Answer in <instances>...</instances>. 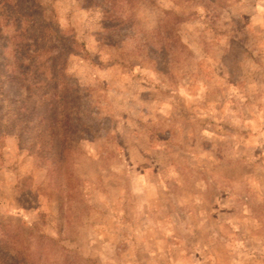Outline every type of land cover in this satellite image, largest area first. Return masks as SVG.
Masks as SVG:
<instances>
[{
	"label": "rangeland",
	"instance_id": "obj_1",
	"mask_svg": "<svg viewBox=\"0 0 264 264\" xmlns=\"http://www.w3.org/2000/svg\"><path fill=\"white\" fill-rule=\"evenodd\" d=\"M0 264H264V0H0Z\"/></svg>",
	"mask_w": 264,
	"mask_h": 264
},
{
	"label": "trees",
	"instance_id": "obj_2",
	"mask_svg": "<svg viewBox=\"0 0 264 264\" xmlns=\"http://www.w3.org/2000/svg\"><path fill=\"white\" fill-rule=\"evenodd\" d=\"M31 111H32V110H30V112H29V113H31ZM21 116H23V117H24V115H22V114H21Z\"/></svg>",
	"mask_w": 264,
	"mask_h": 264
}]
</instances>
